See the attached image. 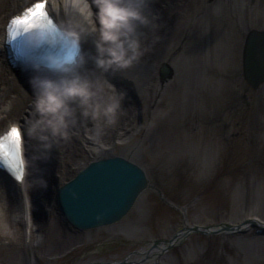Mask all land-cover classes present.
Segmentation results:
<instances>
[{
	"label": "rangeland",
	"instance_id": "374dc122",
	"mask_svg": "<svg viewBox=\"0 0 264 264\" xmlns=\"http://www.w3.org/2000/svg\"><path fill=\"white\" fill-rule=\"evenodd\" d=\"M232 1V13L228 6L224 12L223 36L217 34L205 45L202 71L193 74L186 55L178 57L179 69L170 77L162 79L157 69L158 78L170 86L153 108L150 92L141 83L117 85L138 101L141 125L133 141L140 152L135 159L165 200L156 190L146 189L120 221L89 230L74 229L53 201H47L53 212L46 214V223L57 226L62 243L45 251L41 245L48 244L47 236L43 242L35 239L34 251L28 240L22 250L24 258L32 260L28 264L122 260L148 248L152 240L170 238L185 224H239L247 185L255 211L264 217V88L250 87L242 70L243 45L250 33L247 23L264 29V0ZM253 7L254 15L248 17ZM209 11L219 14L220 8ZM190 74L196 83L191 84ZM255 230L250 226L245 232L189 233L164 251L159 264H264V233ZM3 256L0 247V259Z\"/></svg>",
	"mask_w": 264,
	"mask_h": 264
},
{
	"label": "bare ground",
	"instance_id": "6f19581e",
	"mask_svg": "<svg viewBox=\"0 0 264 264\" xmlns=\"http://www.w3.org/2000/svg\"><path fill=\"white\" fill-rule=\"evenodd\" d=\"M32 1L34 0H0V109L4 104L11 102L10 110L7 112L0 110V132L10 124L21 127L22 152L25 160V175L21 183H16V186H12L13 182L0 173V247L4 251L0 264H25V261L26 264L31 263V258L26 259L22 254V250L27 246V237L34 251L37 249L34 247L35 239H38V243L43 242L46 236L48 244H42L41 249L47 251L59 246L62 240L59 236V229L55 224L51 226L46 223V214L52 215L53 212V208L46 202L53 201L57 208L56 190L60 185L74 177L80 169L93 160L118 154L137 163L135 157L140 152L138 142L133 141L141 125L138 101L126 94L122 101V114L119 121L114 128L107 130L104 136L106 148L99 153L93 150L92 142L85 136L83 128L79 130L78 135H73L67 141L58 143L47 155H42L36 141L26 136L25 128L33 116L30 106L32 93L28 91L32 90L30 84L32 77L23 78V81L28 82H26L28 84L26 87L23 82L18 81L19 74L9 64L3 49L2 35L9 16L17 13L24 5ZM253 1L249 0L250 3ZM231 2L233 1L147 0L143 12L156 27L154 30L151 25L140 29L142 39L148 47L145 55L127 70L117 73H101L92 60L95 48L92 42L93 37L89 35L81 40L82 55L85 56L86 63L79 70L89 75L104 76L115 85L116 89L117 85L123 82L141 83L142 89L150 92V108H153L160 101L165 88L170 86V84L162 83L158 78L157 69L162 64H166L171 72L176 74L179 69L178 57L186 55L192 73L196 75L202 71V64L206 59L205 45L207 42L211 43L217 34L223 36L224 24L227 22L224 12L229 7L232 13ZM215 6L220 8L219 14L209 11V8L212 9ZM53 13L60 23L66 22L69 18L63 10L59 14ZM247 15L248 17L254 15V7L247 11ZM236 18L234 19L235 26L238 25ZM247 29L250 32L261 30L254 29L251 22L247 23ZM209 32L211 35L208 37ZM192 75L190 74L191 84L196 83ZM138 97H140L139 94ZM193 106L191 105L190 109H193ZM146 113L149 111L147 110ZM176 118L174 115V119ZM159 134L162 135L161 130ZM117 149L119 153H116ZM147 179L152 184L151 179L149 177ZM40 184H43V190L40 189ZM250 189L248 185L245 186L238 219L264 227V217L259 216L252 205L253 195ZM232 223L222 224L230 226L231 229L242 225ZM186 226L188 224H185V228ZM245 231L247 229L241 232ZM235 232L238 230L236 229ZM42 233L45 234L43 237ZM222 233L226 234V232ZM185 235L186 233H183L179 236L181 241ZM163 253L164 251L160 248L144 247L123 258L128 263L116 260L93 262L92 264H159ZM209 264H216V262Z\"/></svg>",
	"mask_w": 264,
	"mask_h": 264
},
{
	"label": "clouds",
	"instance_id": "9594fccd",
	"mask_svg": "<svg viewBox=\"0 0 264 264\" xmlns=\"http://www.w3.org/2000/svg\"><path fill=\"white\" fill-rule=\"evenodd\" d=\"M147 0H50L47 12L69 17L53 26L50 19L43 23L31 18L21 21L37 43L55 45L63 42L79 48L85 36L93 37L95 54L92 60L101 73H117L131 68L148 51L142 39V27L156 25L143 12ZM39 12V9L37 10ZM47 63L60 73L58 78L33 76L31 109L25 134L36 141L42 155H47L58 143L84 134L97 153L106 148L104 136L114 128L122 114L124 93L101 75H89L79 69L86 63L84 55L73 62H63L57 56L47 57ZM11 102L3 105L7 112Z\"/></svg>",
	"mask_w": 264,
	"mask_h": 264
},
{
	"label": "water",
	"instance_id": "95a60500",
	"mask_svg": "<svg viewBox=\"0 0 264 264\" xmlns=\"http://www.w3.org/2000/svg\"><path fill=\"white\" fill-rule=\"evenodd\" d=\"M242 70L250 87L257 90L264 87V29L251 31L246 36L242 51ZM159 71L162 79L172 74L166 64H162ZM146 189L156 190L165 200L162 192L148 182L141 166L122 155H111L89 162L74 177L59 186L56 203L61 215L74 228H99L120 221ZM241 228L242 225L231 229L222 223L213 226L191 224L173 233L168 239L152 240L149 248L169 250L177 242H181L179 236L183 233L217 234ZM121 262L128 263L125 259Z\"/></svg>",
	"mask_w": 264,
	"mask_h": 264
},
{
	"label": "snow or ice",
	"instance_id": "6c2138e0",
	"mask_svg": "<svg viewBox=\"0 0 264 264\" xmlns=\"http://www.w3.org/2000/svg\"><path fill=\"white\" fill-rule=\"evenodd\" d=\"M38 9L39 12H37ZM29 18L37 20L39 23H43L49 19L46 0H39V2H37L32 8L26 9L20 17H14L12 20H10L9 28H15L17 31H29L30 29L28 27H25L21 24V21ZM5 142H7V147L11 153V158L13 160H17L20 149V133L15 126L11 127L10 131L3 137H0V160L4 159L8 155V153L4 151ZM16 178L20 179L19 176Z\"/></svg>",
	"mask_w": 264,
	"mask_h": 264
}]
</instances>
